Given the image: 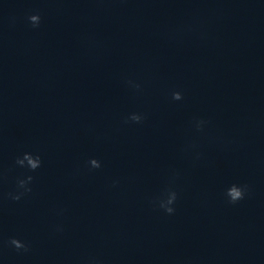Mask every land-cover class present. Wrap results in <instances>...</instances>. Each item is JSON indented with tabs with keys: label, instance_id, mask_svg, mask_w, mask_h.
<instances>
[{
	"label": "clouds",
	"instance_id": "9594fccd",
	"mask_svg": "<svg viewBox=\"0 0 264 264\" xmlns=\"http://www.w3.org/2000/svg\"><path fill=\"white\" fill-rule=\"evenodd\" d=\"M29 23L32 27L36 28L39 27L41 23V17L38 13L32 14L28 17ZM136 88H139V85H135ZM172 99L179 101L183 99L182 93L179 91L172 93ZM143 115L138 113L131 114L128 118L125 119V123L129 121L140 123L143 120ZM204 121H199L197 127L202 125ZM16 164L21 167H27L30 171H36L38 168L41 167L42 161L39 155H33L32 153H24L22 157H18L16 160ZM89 165L93 169H99L101 167V162L95 158L89 161ZM33 177L31 175L27 176L26 179H21L17 181V193H8L10 199L19 201L23 195L26 193L31 192V188L29 187L30 183L32 182ZM22 190V191H19ZM247 185H237L232 184L230 187L227 188L225 195L228 198V202L235 204L238 201L244 199L247 193ZM177 199V193L175 191H169L167 194L166 199H161L159 201V207L163 209L167 214L171 215L174 213L175 209L172 205L175 203ZM9 244L13 246L17 251H25L27 252L28 245L17 238H11L9 240Z\"/></svg>",
	"mask_w": 264,
	"mask_h": 264
}]
</instances>
